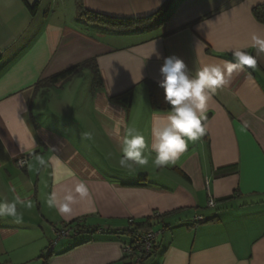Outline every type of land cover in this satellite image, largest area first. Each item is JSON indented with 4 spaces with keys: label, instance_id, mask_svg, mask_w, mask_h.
<instances>
[{
    "label": "crops",
    "instance_id": "crops-1",
    "mask_svg": "<svg viewBox=\"0 0 264 264\" xmlns=\"http://www.w3.org/2000/svg\"><path fill=\"white\" fill-rule=\"evenodd\" d=\"M82 5L81 16L75 0H0V201H24L17 216H0V264H130L125 232L146 220L158 234L143 264H264V53L251 45L253 34L264 38L252 13L264 0ZM235 49L255 62L211 94L203 135L174 164L156 167L153 154L146 166H122L124 129H137L150 147L168 112L152 108L147 86H159L164 59L177 57L194 74L223 67ZM87 62L96 81L87 68L46 82ZM128 90V106L111 102ZM62 166L73 175L57 182ZM81 183L87 195L76 191ZM65 202L70 210L60 212ZM194 216L203 222L189 223ZM79 219L87 232L49 257L44 242L34 250L39 230Z\"/></svg>",
    "mask_w": 264,
    "mask_h": 264
},
{
    "label": "clouds",
    "instance_id": "clouds-1",
    "mask_svg": "<svg viewBox=\"0 0 264 264\" xmlns=\"http://www.w3.org/2000/svg\"><path fill=\"white\" fill-rule=\"evenodd\" d=\"M251 45L258 53H264V38L253 34ZM232 57L233 60L225 61L223 67L204 65L196 69L194 74L190 73L183 60L177 57L165 58L160 69L162 79L159 87L164 90V101L171 106L170 110L158 118L163 122L162 125L153 127V142L150 147L144 135L137 129L131 127L124 129L120 164L126 167L146 166L153 154L154 159L151 162L156 167L174 164L180 155L187 151L188 142L196 141L203 135L207 102L212 98L211 94L227 83L226 75H231L238 68L243 70L244 66H251L255 62L254 58L242 49L233 50ZM57 163L60 161L57 160ZM62 167L64 175L57 178V182L73 175L70 168ZM76 191L81 195H87L88 189L81 183ZM66 200H71V197H66ZM22 203L24 201L20 196H16L10 202L0 201V216H17V205ZM49 205L54 206L55 201L50 199ZM58 210L69 211V204L66 202L60 204Z\"/></svg>",
    "mask_w": 264,
    "mask_h": 264
},
{
    "label": "trees",
    "instance_id": "trees-1",
    "mask_svg": "<svg viewBox=\"0 0 264 264\" xmlns=\"http://www.w3.org/2000/svg\"><path fill=\"white\" fill-rule=\"evenodd\" d=\"M75 2H76L77 12L79 13V15L82 16L84 14L83 13L82 0H75ZM252 13H253L254 18L258 22L264 24V6L255 7L252 10ZM93 19L99 20L100 22H107V23L115 25V26L116 25H122V22L112 21V20L104 18V17H94ZM87 68L93 70V72H94L93 81H96L97 80V71L94 69L93 62H87V63H84L82 65L73 67L69 70H66L62 73H59V74L51 77L50 79H48L46 82L48 84H50V83H56V82L61 81V80H65L68 77H70L71 75H73L74 73L82 71V70L87 69ZM147 86H148V94H149V99H150V103H151L152 108H154L156 110L169 111L171 106L169 104H167L165 101L161 102L159 99V91H161L160 87L154 83H151V82H147ZM130 98H131V91L128 90L121 95L112 97L110 100L113 103H121L123 105L128 106V104L130 102ZM153 218L158 219V217H154V216H153ZM131 225H133L134 227L130 228L127 232H125V233H129L132 236L130 242L127 244H132L134 242L135 237H137L140 234H147V233H151V232L154 233L151 229H149L151 227V225L148 224V220L143 221L141 223H135V224L131 223ZM55 227H57V226H55ZM61 227L76 231L77 235L75 237L87 232L86 231L87 229L81 224L80 219L72 221V222H68V223H62ZM72 238H74V237H72ZM154 248H155V245L153 247V252H154ZM52 252L53 251L47 252L46 257H49L52 254ZM153 252H152V254H153ZM123 260H125V258H123Z\"/></svg>",
    "mask_w": 264,
    "mask_h": 264
},
{
    "label": "built area",
    "instance_id": "built-area-1",
    "mask_svg": "<svg viewBox=\"0 0 264 264\" xmlns=\"http://www.w3.org/2000/svg\"><path fill=\"white\" fill-rule=\"evenodd\" d=\"M29 160L28 156L20 157L16 160L15 164L19 168H23L27 165ZM215 207L214 201L209 197L207 202V208L213 209ZM189 223L193 225L200 224L203 222L202 217L200 216H194L188 219ZM52 232L55 235L56 239L60 238H69V237H75L77 235V232L74 230H70L64 227L58 226H52ZM158 233H147V234H140L137 237H135L134 242L132 244H124L122 245V254L123 258L125 260H128L130 264H143L144 261L152 255L153 247L155 240L157 238ZM56 242L53 243V245ZM53 245H51L48 252L53 251Z\"/></svg>",
    "mask_w": 264,
    "mask_h": 264
},
{
    "label": "rangeland",
    "instance_id": "rangeland-1",
    "mask_svg": "<svg viewBox=\"0 0 264 264\" xmlns=\"http://www.w3.org/2000/svg\"><path fill=\"white\" fill-rule=\"evenodd\" d=\"M70 1H72V0H70ZM70 3H72V2H70ZM125 28L126 27H121L120 29H125ZM84 73H85V79H86V84H87L88 81H91V76H90L89 72H87V71H85ZM77 81L78 80H76L74 82L77 83ZM75 88H79V87H75ZM70 91H71V89H70ZM73 91H76V90L73 89ZM52 229H53L52 226H49L46 229L45 234H43V232L41 230H39L40 233L43 235V241L41 243L37 244V246L35 247L34 250H36L37 248H39L41 246V244L44 242V244H46V246H45V249L43 250V256H46L47 252L49 251L51 245H53L54 242H56V243L53 245V250L55 249V247L57 246V244L59 242L64 241V240H68V239H72V237H69V238H60V239L57 240L56 237H55V235L52 232ZM40 233H39V235H40ZM15 239H17V238H15ZM14 242H16V240H14ZM37 243H38V241H37Z\"/></svg>",
    "mask_w": 264,
    "mask_h": 264
}]
</instances>
